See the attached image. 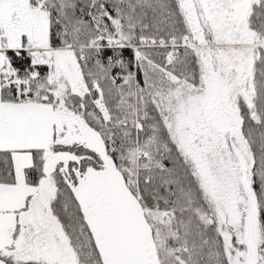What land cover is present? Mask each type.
<instances>
[{"label":"snow or ice","instance_id":"obj_1","mask_svg":"<svg viewBox=\"0 0 264 264\" xmlns=\"http://www.w3.org/2000/svg\"><path fill=\"white\" fill-rule=\"evenodd\" d=\"M0 264H264V0H0Z\"/></svg>","mask_w":264,"mask_h":264}]
</instances>
